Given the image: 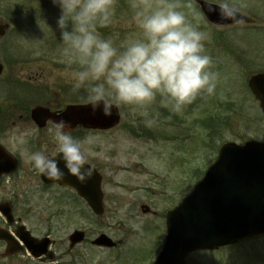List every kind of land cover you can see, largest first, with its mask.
<instances>
[{"label":"rangeland","instance_id":"rangeland-1","mask_svg":"<svg viewBox=\"0 0 264 264\" xmlns=\"http://www.w3.org/2000/svg\"><path fill=\"white\" fill-rule=\"evenodd\" d=\"M158 2L115 0L111 22L98 30L116 46H124L142 35L134 21L135 12ZM187 2L176 0L189 21L209 34L205 47L213 58V69L219 73L215 93L198 96L179 112L166 107L161 98L143 108L121 105L118 126L91 133L96 141L90 157H104L106 192L116 196L123 208L115 209V200H111L106 205L105 222L96 218L91 225L80 222V228L87 231V241L69 254L61 248L64 256L60 263L145 264V258L150 257L149 262L163 238L165 209L191 190L199 174L217 156L219 146L226 140L243 144L247 139H264V116L248 86L252 74L264 72V0H234L242 12L256 20L243 26L215 25L194 3L200 17L183 7ZM0 10L14 12L4 17L12 25L1 43L10 45L16 74L25 75L22 84L16 83V98L25 97L21 101L29 108L48 99L61 107L82 103L80 94L72 91L76 65L70 63L56 31L59 9L51 0H0ZM30 75L36 76L27 79ZM40 150L55 153L53 141L48 139ZM144 203L158 215L143 214L140 206ZM146 223L152 224L148 235L144 233ZM101 232L114 240L122 239L123 246L114 251L92 246L90 241ZM136 244L138 252L132 250ZM224 249L195 253L188 264H264V236L247 238ZM23 259H0V264H23Z\"/></svg>","mask_w":264,"mask_h":264},{"label":"clouds","instance_id":"clouds-1","mask_svg":"<svg viewBox=\"0 0 264 264\" xmlns=\"http://www.w3.org/2000/svg\"><path fill=\"white\" fill-rule=\"evenodd\" d=\"M59 9L56 31L70 63L72 91L81 102L108 117L121 105L145 107L157 96L161 103L179 112L198 96L214 95L219 73L205 47L209 34L193 25L176 0H159L138 9L134 21L141 37L118 47L98 30L111 22L115 0H51ZM208 13L218 12L222 21L245 24L234 0H203ZM197 17L193 0L186 5ZM72 123L54 120L48 127L55 153L43 150L25 153V163L52 180H62L65 169L80 182L93 175L89 165L96 137L73 135ZM59 157L58 159L55 157ZM63 165V167H61Z\"/></svg>","mask_w":264,"mask_h":264},{"label":"flooded vegetation","instance_id":"flooded-vegetation-1","mask_svg":"<svg viewBox=\"0 0 264 264\" xmlns=\"http://www.w3.org/2000/svg\"><path fill=\"white\" fill-rule=\"evenodd\" d=\"M13 13V10H0V25L7 28L0 36V47L1 45L6 46L4 49L0 48V149L3 151L0 154V169H2L0 172V235L3 233L8 237L1 238L0 236V259L11 260L21 257L24 258L21 262L23 264H65L60 263L64 256L61 248H65V254L73 252L75 247L71 248L69 241L71 233L79 229L86 233V229L80 228L79 223L82 222V226L91 225L96 215L86 199L78 193L76 186L73 187L48 177L43 179L41 174L25 163V154L22 153L21 148L28 152L38 151L42 144L51 139L48 127L52 121L49 120L44 126H39L32 120V108L43 105L52 112H61L64 107H61L57 101L48 99V101L43 100L42 103L29 108L26 101L25 103L21 101L25 97L16 98V83L22 84L21 78L25 75L16 74L14 59H11L10 45L1 43L12 25V22L4 20V17ZM35 76H27V79ZM15 111H19L20 114L17 116ZM80 130L84 129L78 126L73 128V135L80 137ZM94 131L105 130H87L89 133H94ZM48 154L52 155V153ZM14 160L18 162V168L12 171L10 167ZM103 160H105L104 157H90L89 165L94 169L93 176L95 171L100 175L104 213L97 217H101L105 222L106 205L110 204L111 200H115L112 201L113 207L121 210L123 203L116 201V196L110 197V194L106 192L107 178L104 174ZM81 183L87 184L90 180ZM146 205L148 206L147 203L142 204L140 209H144ZM4 210L8 214H5ZM151 213L158 215L156 210H151L147 214ZM33 224L35 226H32ZM144 230L148 235L147 226ZM27 231L38 239L49 238L48 247L42 255L34 254L40 250V247L38 243L26 238ZM118 241H121L118 245L123 246V240ZM118 245L115 248L119 247ZM128 249L130 248L126 250ZM146 251L147 248L144 253Z\"/></svg>","mask_w":264,"mask_h":264},{"label":"water","instance_id":"water-1","mask_svg":"<svg viewBox=\"0 0 264 264\" xmlns=\"http://www.w3.org/2000/svg\"><path fill=\"white\" fill-rule=\"evenodd\" d=\"M195 1L212 22L231 23L222 21L218 12L208 13L203 0ZM244 20L250 21L245 16ZM250 85L264 106V74L253 76ZM45 111L35 110V120L40 123L49 118ZM59 119L70 121L72 126L84 124L108 128L119 122L120 115L115 108L111 116L105 117L99 113L93 116L91 109L82 105L71 106L62 115L54 116V120ZM68 181L71 183V178ZM79 190L89 199L97 213L102 211L97 179L89 187L79 186ZM167 224L166 241L154 264H185L186 255L193 250L215 249L247 236L263 235L264 143L253 141L245 146L224 143L217 160L208 168L202 180L169 213ZM83 238V234L77 232L72 236V242H80ZM94 243L114 245L105 235H101Z\"/></svg>","mask_w":264,"mask_h":264}]
</instances>
